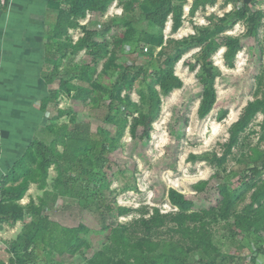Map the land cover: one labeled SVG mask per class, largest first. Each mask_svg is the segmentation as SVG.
I'll use <instances>...</instances> for the list:
<instances>
[{"label":"trees","instance_id":"trees-1","mask_svg":"<svg viewBox=\"0 0 264 264\" xmlns=\"http://www.w3.org/2000/svg\"><path fill=\"white\" fill-rule=\"evenodd\" d=\"M113 2L121 13L107 15ZM217 2L192 0L188 15L192 19L197 11ZM186 3L48 0L47 9L54 21L45 32L41 68L48 94L38 105L47 121L38 126L21 155L0 176V231L5 225L22 223L6 246L8 260L0 259V264H240L243 257L223 249L230 246L248 248L254 255L250 258L253 264L264 257V149L260 146L264 141V70L255 97L229 126L227 140L219 143L221 152L191 155L215 168L216 204L196 208L183 192L169 188L167 200L174 209L162 212L157 207H142L137 216L118 220L135 210L116 202L119 191L111 188L109 155L122 149L126 134L148 144L150 130L144 126L139 133V125L130 118L134 114L158 118L163 97L183 86L175 73L182 56L195 50L187 65L195 71L201 88L199 118L206 117L217 101L215 84L222 71L213 61L215 52L223 49L224 65L233 68L243 48L242 38L253 37L264 63V11L253 9L254 3L222 0L220 7L230 3L232 8L221 15L209 13L206 24L193 23V33L166 37L167 21H171V33L182 26ZM238 23L244 31L228 33ZM115 26L121 35L110 38L108 33ZM74 31H80L77 38ZM80 52L90 61L74 62ZM126 55L134 57L128 61ZM139 57L149 61L141 63ZM133 90L137 100L131 96ZM63 97L104 108L102 123L92 132L91 123L79 119L71 107L59 106ZM51 107L55 113L50 115ZM226 114L222 109L217 119ZM258 114H262L259 127L263 133L255 145L245 144L246 131L257 133L251 124ZM64 116L66 120H61ZM230 157L236 169L225 165ZM51 170L55 171L53 176ZM208 183L201 180L193 187L200 192ZM32 184L41 193L36 200L31 197L22 203ZM63 197L75 199L83 210L99 213V231L103 233L99 248L93 249L87 225L67 226L50 217L48 212ZM218 227L224 229L219 236Z\"/></svg>","mask_w":264,"mask_h":264},{"label":"rangeland","instance_id":"rangeland-1","mask_svg":"<svg viewBox=\"0 0 264 264\" xmlns=\"http://www.w3.org/2000/svg\"><path fill=\"white\" fill-rule=\"evenodd\" d=\"M191 1L187 0L184 6V21L178 31L171 33V21H167L164 28L166 37L181 38L186 36L193 32V23L206 24V16L209 13L215 12L221 15L223 11H226V8L222 9L219 6H207L205 10L197 11L191 19L188 15V5ZM45 3V0H17L14 9L7 10L6 13L0 12V84H4L6 72L13 71L15 77H8L6 84L8 81L11 83L15 80L11 83L12 87L23 86V89L17 93L28 95L27 107L19 105L20 103L17 101L18 106H9L6 114L0 112V127L4 130L1 139L0 176L13 163L11 161L21 155L20 148L29 143L36 134L38 126L42 125V123L34 124L33 121L39 116H43L44 123L47 121L45 113L41 114L35 105L33 108L31 107V102L38 97V93L33 91L35 93L32 94L25 88V86L30 87L34 84V73L42 68L45 32L54 21L53 13L49 11L46 13ZM120 11V7L116 2H113L107 15L119 14ZM14 14L20 21L11 19L12 16H15ZM84 22L86 20H82L81 23ZM243 31L244 26L238 23L228 33L235 35L241 34ZM79 34L80 31H74L73 37L77 38ZM112 35H121L116 26L108 33L110 38ZM242 44L243 48L238 52L233 68L224 65L223 49H219L212 56L222 74L216 79L215 84L217 101L206 117L199 118L197 115L201 88L195 77V71H191L187 65V62L192 58L191 54L195 51L192 50L184 54L176 64L175 73L183 80V86L163 97L158 118L150 120L139 114H134L130 118V121L139 125V133L142 131V127L146 126L150 130L151 138L147 145H142L126 134L122 139V149L109 155L111 188H116L119 191L116 195V202L118 205L128 206L135 210L125 216H120L119 221L124 222L137 216L138 208L142 207L148 209L157 207L162 212L174 209L167 200L169 188L183 192L195 202L196 208L216 204L218 195L215 186L217 181L212 177L215 168L207 161L192 159L191 155L211 150L220 153L219 143L227 140L229 126L238 119L246 103L255 97L259 76L264 70L263 57L260 47L253 37L244 36ZM133 57L126 55V60L130 61L129 59ZM89 61L90 57L84 52H80L74 58L76 63ZM138 61L143 63L149 59L139 57ZM151 65L156 67L157 62L151 61ZM103 82L108 84L109 79L104 77ZM134 88L137 89V85ZM12 92L13 89L8 97L9 103H14L17 100ZM131 96L134 100L138 99L135 90L131 92ZM20 99L24 100L22 97ZM2 101L5 103L4 99ZM59 106L62 108L71 107L79 119L91 123L92 132L96 130L97 125L102 123L105 114L102 107L94 108L66 97L61 98ZM222 109H226L227 114L225 118L218 120L217 114ZM52 113H55L54 107L50 108V115ZM61 120H66L65 116ZM261 121L262 114H258L251 124V129L257 133L248 134L246 131L245 144L255 145L257 143L259 135L263 133L259 127ZM17 143L19 144L17 145ZM260 146L264 149V141ZM235 152H238V149ZM225 165L235 169L237 166L232 157ZM113 173H115L114 176H112ZM54 174L55 171L51 170L50 175ZM201 180H209V183L205 190L197 192L193 186ZM234 181L237 182L236 178ZM123 187L127 188L122 190ZM40 193L32 184L22 199V203H27L31 197L36 200ZM48 214L53 220L63 225L75 226L79 223L87 225L91 230L89 239L93 249L99 248L101 245L103 233L99 229L102 223L96 210L94 212L83 210L75 199L63 197L59 199L56 208L53 207ZM21 224L17 222L15 226L5 225L0 231V259L8 260L9 254L6 251V246L20 231ZM217 230L218 236L224 233L222 227ZM223 249L243 257L240 264H253L250 258L254 255L248 248L239 249L230 246ZM259 258L257 263L264 264V257Z\"/></svg>","mask_w":264,"mask_h":264},{"label":"crops","instance_id":"crops-1","mask_svg":"<svg viewBox=\"0 0 264 264\" xmlns=\"http://www.w3.org/2000/svg\"><path fill=\"white\" fill-rule=\"evenodd\" d=\"M45 1H46L45 4H46V13H47V11H48V9H47L48 0H45ZM221 1L222 0H218L217 4H215L214 6H216V7L219 6L220 7ZM15 2H17V0H1V2H0V6H1L0 12L3 11V13H6L7 10L9 11L11 9H14L15 8V6H14ZM251 2L254 3V7L252 6L253 9L257 8V9H260V10L264 11V0H251L249 3H251ZM211 7H213V6H211ZM220 8H222V9L226 8L225 10L227 11V10H230L232 8V5L229 3L228 5H226V7H224V8L220 7ZM14 15H15L14 17L13 16L11 17L12 20L17 19L16 14H14ZM17 20L20 21L19 19H17ZM0 55H1V48H0ZM43 58H44V55H43ZM0 69H1V67H0ZM6 75L7 76L4 79V84L3 85L0 84V108H1L0 112H2L4 114H6L8 112V110H9L8 108L11 105L18 106L17 103L19 102L20 103L19 105H25V107H27L26 104L28 103V99H27L28 95H21V94L17 93V91H20V90L23 89V86L15 85V86L12 87L11 83L14 82L15 80H13L11 83H9V81H8V83L6 84V79L8 77H12V76L15 77L14 72L8 70L6 72ZM11 88L13 89L12 95L17 98V100L14 103H12V102L9 103L10 99H8L10 91L12 90ZM25 88L32 94L35 93V92L38 93V97L31 102L32 103L31 107L33 108L34 105H35V108H37L40 111L41 114H44L39 109L38 105H39V101L48 94V89H47V86L45 85V83H44V81H43V79L41 77V70L40 69L36 70L35 73H34V84L32 86H30V87L25 86ZM33 91H35V92H33ZM21 97L24 98V100L20 99ZM3 99H4L5 103L2 101ZM0 116H1V113H0ZM33 122H34V124H38V123H42L43 124L44 123L43 116L42 117L41 116L37 117ZM2 133H4V130L2 129V127H0V143H1V139H2ZM18 144L19 143H17V145ZM17 145H16V147H17ZM27 145H28V143L26 145H24V147L22 146L20 148L21 153L23 152V150L25 149V147ZM14 159L11 162H14L17 158L15 160Z\"/></svg>","mask_w":264,"mask_h":264},{"label":"water","instance_id":"water-1","mask_svg":"<svg viewBox=\"0 0 264 264\" xmlns=\"http://www.w3.org/2000/svg\"><path fill=\"white\" fill-rule=\"evenodd\" d=\"M251 0H244V2L249 3Z\"/></svg>","mask_w":264,"mask_h":264},{"label":"built area","instance_id":"built-area-1","mask_svg":"<svg viewBox=\"0 0 264 264\" xmlns=\"http://www.w3.org/2000/svg\"><path fill=\"white\" fill-rule=\"evenodd\" d=\"M0 2H1V0H0ZM120 13H121V11H120ZM120 13H119V14H120Z\"/></svg>","mask_w":264,"mask_h":264}]
</instances>
